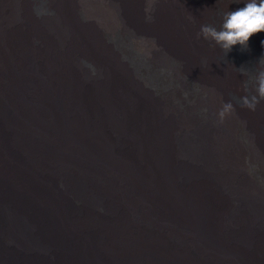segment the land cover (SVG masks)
<instances>
[{
	"label": "bare ground",
	"instance_id": "1",
	"mask_svg": "<svg viewBox=\"0 0 264 264\" xmlns=\"http://www.w3.org/2000/svg\"><path fill=\"white\" fill-rule=\"evenodd\" d=\"M224 3L0 0V228L38 231L21 250L0 237L3 264H264V99L234 102L236 45L200 40ZM122 28L201 88L180 103L145 79Z\"/></svg>",
	"mask_w": 264,
	"mask_h": 264
},
{
	"label": "rangeland",
	"instance_id": "2",
	"mask_svg": "<svg viewBox=\"0 0 264 264\" xmlns=\"http://www.w3.org/2000/svg\"><path fill=\"white\" fill-rule=\"evenodd\" d=\"M229 1L230 3H224L221 9L216 10L217 21L216 24L214 23L215 25H211V26L212 27L214 26L215 28L217 27V30H220L221 28L224 18V13L230 11L229 7L236 8L241 4L240 3L241 0H229ZM200 33H201L200 40L203 42V44L208 43L210 41V38H205L203 33L202 32ZM111 35H113L117 39V41L121 44L120 47H123L124 50L129 52L130 54L129 59L132 66L140 70H143L145 72L146 74L145 79H149L150 82L158 85H159L158 78L164 79V82H161V84L167 87H169L171 84L173 85L176 84V86L180 90L179 91L180 96L178 99H176V101L180 103L185 102V99H187V93H190L191 95V93H193L195 90L198 91L199 87L201 88V85L198 83L197 84L189 83L186 86L185 81L178 77L179 63L177 62L176 59L175 61L172 60V64L166 62L164 63L158 62L152 55L155 52L149 53L146 50L144 39L138 38L136 35L132 34L131 32L127 31L124 28L118 29V31L115 32H111ZM257 35L260 36V39L264 43V33L259 32L257 33ZM113 41L116 42L115 40ZM239 47H243V45L240 44L236 45L235 50L237 51V53L235 59H237L238 67L242 73V82L237 93L241 94L244 97V96H248L247 91L249 87L254 86L257 91V77L255 76L256 70L252 67L250 61L246 62L244 60L242 51H240L241 48L239 49ZM246 48H248L249 52L254 51L253 52L255 55L253 57L254 61L264 66V53L257 50V48H254L251 44V41L248 42ZM230 53L231 50L228 52L224 50L223 56L225 58H229L231 56ZM248 97L251 98L252 96H248ZM231 99L236 103L237 102L241 103V100L240 98L237 97V95L234 97L231 96ZM243 138H244V132H243ZM243 141L246 143L245 139H243ZM2 217L5 222V227L0 228V237H3L7 240V243L11 247V249L21 250V249H25L26 247L28 248L29 245L37 239L38 231L36 229V226L30 223L28 219H26L25 217H18L15 219H12L11 217L10 220L9 217L5 215V213L2 214ZM15 230H18L19 233L15 232ZM4 257L0 258V264L4 263ZM6 259L7 261H9L10 257L7 256Z\"/></svg>",
	"mask_w": 264,
	"mask_h": 264
},
{
	"label": "clouds",
	"instance_id": "3",
	"mask_svg": "<svg viewBox=\"0 0 264 264\" xmlns=\"http://www.w3.org/2000/svg\"><path fill=\"white\" fill-rule=\"evenodd\" d=\"M201 32L205 38H211L221 46L226 52L230 51L234 45L240 44L247 47L250 37L253 34L264 32V0H250L236 11L224 13L220 30L212 26H202ZM257 94L251 98L241 97L242 106L255 109L259 99H264V72L257 77ZM232 108L231 103L225 105V111ZM224 112H221V116Z\"/></svg>",
	"mask_w": 264,
	"mask_h": 264
}]
</instances>
